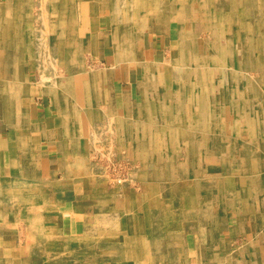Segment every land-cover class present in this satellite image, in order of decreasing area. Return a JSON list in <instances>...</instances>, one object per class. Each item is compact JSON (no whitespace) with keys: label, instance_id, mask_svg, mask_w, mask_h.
Wrapping results in <instances>:
<instances>
[{"label":"crops","instance_id":"crops-1","mask_svg":"<svg viewBox=\"0 0 264 264\" xmlns=\"http://www.w3.org/2000/svg\"><path fill=\"white\" fill-rule=\"evenodd\" d=\"M133 1L0 3V255L7 251L5 241L11 247L17 238L20 241L23 231L17 233L15 228L19 229L27 216L33 226L39 224L40 231L51 235L52 228L61 229L63 221L74 215L79 219L87 216L108 229L107 244L95 241L108 249L94 253L98 263L114 264L118 259L125 264H264V157H260L262 147L257 136L261 121L253 119L264 111L256 99L260 88H251L255 94L250 99L239 97V91L240 107L233 106L234 99L232 108L227 107L226 88L224 95L211 101V89L205 86L232 81L227 73L220 79L211 77L212 70L233 72L236 66L219 62L212 68L211 52L207 51L206 59L203 46L199 50L204 49V55L199 52L198 57L189 58L194 66L182 68L181 53L194 54L189 47L200 40L193 26L201 21L196 11L201 2L187 4V17L180 9L178 17L168 21L169 31L160 37L162 32L150 26L156 18L154 10ZM180 20L186 21L185 30L176 28ZM197 26L199 30L205 27ZM172 44L177 50L169 49L167 56L161 54L163 46ZM197 73L202 76L197 77ZM229 111L238 116L234 123L211 122V118L228 119ZM205 117L209 118L207 132L200 121ZM233 124H237L239 134L245 128L248 135L229 141L227 134ZM106 128L115 134L135 135V143L143 152L149 145L158 149L165 143L172 152H158V158L188 150V181L201 188L193 193L188 189L193 214L189 254L173 256L171 261L164 257L168 242L171 246L183 243L166 237L168 227L164 228L163 222L151 221L153 206L148 208L147 201L135 212L144 220L125 227L129 232L123 239V256L119 258L121 253L114 248L109 250L116 243L110 236L115 237L112 232L117 225L105 220L112 215L115 218L116 187L111 189L93 172L88 158L94 135ZM213 128L217 130L214 134L220 135L219 143L213 144ZM185 133L184 141L181 135ZM149 135H156L158 143L148 141ZM234 149H250L251 157L248 151L246 158H227L217 152ZM138 154L131 152L133 158ZM217 158L219 163L214 161ZM139 161L143 169L149 164ZM231 166L246 169L231 177ZM213 170L219 174L220 184L210 180ZM226 182L235 183L237 189L225 191ZM41 185L44 191L38 190ZM146 195L148 192L138 196L141 203ZM66 243L61 241V245ZM65 256L70 257L68 253ZM55 259L63 257L55 254L46 261Z\"/></svg>","mask_w":264,"mask_h":264},{"label":"rangeland","instance_id":"rangeland-1","mask_svg":"<svg viewBox=\"0 0 264 264\" xmlns=\"http://www.w3.org/2000/svg\"><path fill=\"white\" fill-rule=\"evenodd\" d=\"M2 1L3 0H0V3ZM137 1H141V3L145 5V9L154 10L156 18L150 22V26L161 31L160 37H162L164 36V32L169 31L168 21L170 19L175 20V17H178L180 9L181 13L187 17V4L191 3L193 0H136L133 2L135 3ZM195 1L196 3L199 1L201 2V5H196L197 15L199 19H201V21L196 24H201L205 27L199 30L198 26L196 27L194 23L193 27L199 32L200 40H197L198 43L194 45L195 47L191 45L189 47L191 49L190 52L194 54L186 53L182 55L181 53L180 63L182 68H186L189 64H193V60H189L192 56L193 58L198 57V55H200L199 52H201V55H204V49H202V51L199 49L205 46L206 59L208 58L207 51L211 52L210 63L212 68L219 62H222L223 65L229 64V66H232L234 63L236 66L233 72L226 71L225 69L221 71L220 69L212 70L213 76L211 75V77L218 79L227 73V77L231 78L232 81L230 82L228 80L225 85L223 82H218V84L220 83L222 85L205 86L207 90L211 89V101L213 100L214 102L215 97L224 95L226 88L229 91L228 100L226 102L227 107L232 108L230 104L234 100H236V102L233 106L237 105V107H240L243 102H241L239 97L252 98V93L254 91H252L251 88L255 86V88L257 87V91L260 88V93L256 94V99L264 106V0ZM176 23V28H178L179 31L187 28V23L184 20L177 21ZM187 39L188 38H185V40ZM178 48H180L179 45ZM189 48L187 46L183 47L185 52H187L186 50ZM161 49V52H163L161 54H166L165 56H167L165 52H168L169 49L177 50L173 44L170 46H163ZM170 54L175 55L176 53L172 52ZM196 62L198 61L196 60ZM184 76L185 73H182V77ZM196 76L202 75L197 73ZM215 86L217 88L216 93ZM212 89L214 93H212ZM239 91L242 93H240L238 97ZM192 93H194V91H192ZM215 94L217 95L215 96ZM253 94H255V92ZM238 99L240 100L238 101ZM228 113L229 115L226 117L228 119H225V116L211 118V122L218 120L220 124L222 121L231 124L234 123L238 116H233L232 114H234V112L232 111ZM253 115H255V112ZM249 116H251V113ZM239 118L246 119L247 117L240 116ZM253 119L255 122L256 120H258V122L261 121V125L259 126V129H261L260 131L257 129V136L261 144L260 148L262 147L260 157H264V125H262L264 124V111H261L259 115ZM166 120L170 121L171 119H165V121ZM208 120L209 118L207 117L200 119V121L203 122L202 125L206 132V122ZM212 127H214V124ZM231 127L232 129L229 130L227 134L229 141H234V136L240 135L241 137H246L248 135L245 128L241 134H239L237 124H233ZM183 130L186 132V126L183 127ZM216 131L217 130L213 128V144L216 142L219 143L220 135L214 134ZM181 136L182 138L185 137V141L187 134L185 133V135ZM135 137V135L111 133L107 131L106 128L104 132L101 130L99 134L94 135L92 141L94 147L88 152L90 164L94 168L93 172L98 174L111 189L116 187L115 195L118 203L115 204V211L113 212L115 218L112 215L110 219L106 217L105 220V222L108 221L117 225L116 230L112 232L115 233V237L110 236L111 239L116 240V243H114L115 246H111L109 250H113L114 248L117 252L120 251L121 254L118 256L119 258L123 256L125 250L123 239L129 232V230H125V227L131 223H139L141 220H144V218H139V214L135 212L142 210L145 206L144 203L147 201L148 205L146 206L148 208L153 206L152 212H154V215H152L151 221L158 220L163 222L164 228L168 227V229L166 228L164 231L166 237H176L178 241L183 243L181 246H171L169 245L170 242H168V247H166L167 251L163 253L164 257L166 256L168 261H171L173 256L183 257L189 254V234L192 233L191 230L193 229V227L189 226V224L193 222V214L189 206L188 189L192 191L191 193L201 190L198 183L196 184L195 182L188 181V163H190L188 159V150L180 149L178 153L177 151L175 152L174 157L168 156L167 159H162V156L158 158L156 153L171 154L172 151H170L169 146H166L164 143V147L155 149L151 148L148 144L149 146L146 147V152H143L135 143ZM139 137L144 136L140 134ZM147 137L148 141L151 143H158L156 142V135H149ZM164 139L169 141L165 136ZM128 143H132L133 146L129 147ZM247 151L251 157L252 151L250 149H234L233 151L218 150L217 152L227 158H246L247 156L245 155ZM131 152L145 155L139 158L138 154L137 158H133ZM204 152L205 151H203V154ZM214 152L216 151L212 149V155H214ZM216 157L218 156L215 155L214 158ZM139 160H145V163L149 164L144 165L143 169L142 166L139 165ZM217 160L214 161L219 163L220 161ZM228 169V173L231 177H234L239 170L243 171L246 169V166H231L228 167ZM212 172L213 176L210 177V180H212L213 184H220V178H217L219 174L214 170ZM151 177L153 180H145ZM154 177H157V181H154ZM234 184L235 183L226 182L224 190L227 192H234L237 189ZM44 189L45 187L43 185L38 187L39 191H44ZM212 191L215 190L211 189V192ZM141 192L145 194L148 192V195H146L147 199L145 198V201L142 203L138 198ZM196 216H198V214ZM30 221L31 220L27 216L26 219L20 221V228H15V232L17 233L23 231L20 241H18L17 238L16 245L13 247L6 246L8 243L5 241L3 246L6 247L5 250L7 251L4 252L5 256L0 255V264H109L108 262H96L97 259L95 260V258L97 254H94L98 251L108 252L107 245L102 247L97 244V242L100 243L101 241L107 244L109 238L108 229L103 226L99 227L97 222H91L87 216L80 219L74 215L68 217L63 221L61 229H51V235L44 233V230L40 231V225L36 224L33 226ZM171 227L174 229H170ZM58 240L60 244L56 245ZM61 241H67V243L61 245ZM9 252H11L10 255ZM65 253H68L70 257H66ZM55 254H57L58 257H63V259L46 261L47 257H55ZM12 258L13 261L10 260ZM114 264H125V262L117 259ZM128 264L134 263L128 262ZM136 264H138V261Z\"/></svg>","mask_w":264,"mask_h":264},{"label":"bare ground","instance_id":"bare-ground-1","mask_svg":"<svg viewBox=\"0 0 264 264\" xmlns=\"http://www.w3.org/2000/svg\"><path fill=\"white\" fill-rule=\"evenodd\" d=\"M50 68V67H49ZM13 98V97H12ZM255 168V167H254ZM263 227V226H262ZM261 228V227H260Z\"/></svg>","mask_w":264,"mask_h":264}]
</instances>
